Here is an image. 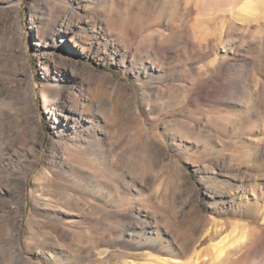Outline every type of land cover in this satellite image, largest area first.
I'll list each match as a JSON object with an SVG mask.
<instances>
[{
	"label": "rangeland",
	"instance_id": "1",
	"mask_svg": "<svg viewBox=\"0 0 264 264\" xmlns=\"http://www.w3.org/2000/svg\"><path fill=\"white\" fill-rule=\"evenodd\" d=\"M259 1L246 7L248 0H128L129 21L144 23L128 33V40L138 43L155 33L157 25L147 32L142 28L157 22L159 11L164 10L173 14L166 17L169 22L163 19L159 29L171 24L181 30V38L162 44V53L168 51L163 60L146 50L147 44L136 46L138 52L130 48L133 57L125 66L120 65L125 48L108 41L112 39L104 34L106 24L90 23L103 35L101 42L109 45L97 53L99 62L81 60L70 43L71 38L78 41L77 34L62 27L63 39L56 36L59 52L96 72L94 79L84 75L72 85L75 95L81 93L85 102L94 90L102 91L116 110L107 130L110 135L103 138L104 149L99 153L94 149L92 155L96 170H105L108 176L95 172L80 178L76 158L62 159L65 142L78 149L97 138L89 134L86 117L75 137L73 130L47 120L45 110L52 106L48 88L57 86L47 75H64L68 68L49 55L54 39L44 35L41 40L37 27L44 26L43 12L50 4L98 6L101 0H0V74L8 79L14 72L17 80L28 81L23 103L31 117L40 114L45 131L42 148L40 142L27 141L8 163L0 164L3 177L27 172L24 187L0 179V264H181L185 256L177 253L179 261L172 263L166 249L175 236L182 238L200 226L225 230L264 225V0ZM189 26L195 27L194 35H188ZM228 51L233 66L214 76L210 71L226 64ZM159 77L163 95L149 102L155 107L152 114L140 115L124 87L149 88V82ZM205 80L216 81V94L205 88L202 96L192 93L184 105L186 89H201ZM173 85L175 101L168 99ZM237 87L246 92V105L230 100ZM216 118L222 119L220 125ZM138 133L156 136L159 149L137 145ZM45 170L53 173L48 194L36 181ZM213 188L225 189L230 196L216 195ZM239 197L258 198L257 220L235 213ZM208 246L196 250L206 253Z\"/></svg>",
	"mask_w": 264,
	"mask_h": 264
},
{
	"label": "bare ground",
	"instance_id": "2",
	"mask_svg": "<svg viewBox=\"0 0 264 264\" xmlns=\"http://www.w3.org/2000/svg\"><path fill=\"white\" fill-rule=\"evenodd\" d=\"M110 1L111 0H101V4L98 6H95L94 4L88 5L78 3L77 6L73 5L72 8H65L64 5L50 4L46 6V10L43 12L44 18L42 19L45 22L44 26H40V28L39 26L37 27V36L41 40L46 38L44 35H50L54 39V47L49 51V55L52 58L58 57L59 60L63 61L65 66L68 68L65 70L64 75L55 77L51 76L50 73L47 75L51 77L52 82H54L53 84H57L55 88H48V95L51 98L50 103H52V106L45 110V112L48 114L47 120L49 122L53 121L59 124L63 130L68 128L73 130V136L75 137V135L79 136L77 131L82 126L81 120L83 117H86L90 120V126L88 127V132L90 131L89 134L94 133L93 136L97 138L96 142L86 141L81 146H79L78 149L77 145L72 146L69 144V142H65L63 151L64 156H62V159L64 161H68L76 158V166L78 169V173L76 175L80 178H82L86 173L92 175L95 174V172H100L101 175L108 176L105 170H96V167H98L96 164L97 162L92 157V155L94 153V149H96V152L98 153L102 150V148L104 149L103 138L109 137L110 135V131L107 130L113 123L116 111L110 98L106 94L102 93V91L94 90L89 100H85V102H83L81 99L82 94L80 93L75 95L74 87H72V85H76V83L78 84L84 75L91 77V79H94L96 76L95 70L88 64L83 63L81 60L86 59L99 62L97 53L101 50H105L107 46H109L101 42V40L104 39L103 35L96 30H92L94 28L93 26H90V23L95 20L97 22L100 21V24H106L107 28L104 29L105 33H103L107 39H112L108 41H112L113 44H116L120 47H122V45L124 46L125 49L122 47L123 50L120 55V65L122 66H125L124 64L127 62L128 57H133V51H131L130 48L134 47L136 49V46L141 48L147 44L148 46L146 50L152 53V55L157 59L161 58L163 60V55L167 57L168 51L165 54L162 53V44H169L172 40L176 42L177 40L179 41V38H181V30L179 28H181L183 25L178 28L179 30H176L175 28L172 29L170 26L171 24L169 25L167 23V27L165 29H159L164 26L163 19L168 15L171 16L173 13L169 14L166 12V10H158L159 15L157 22L150 23L149 25H146L142 28L146 30L145 32H147L154 29L157 25L159 26V28H157L158 30L147 37L144 36L145 38L141 41H139V39L138 43L134 42L135 40H128V33L130 31L139 30L140 27L144 25V23L141 21V19L135 20L133 22L129 21L131 7L127 3L128 0H112V3H109ZM130 1L132 2V0ZM248 1L250 3L247 2L249 4H246V7H253V3H255L256 0ZM169 2H172V0H169ZM257 2L260 1L257 0ZM152 12L154 13V11ZM240 12L242 14V11ZM238 14L240 13L238 12L237 15ZM134 16L135 15H133V17ZM239 17L241 21L242 16L239 15ZM58 19L60 20V30L57 29ZM166 20L168 19L166 18ZM62 27H67L66 29H68L71 33L77 34L78 41L75 42V39L71 38L70 43L73 44L74 51H78L77 54L81 60H75L66 54L59 52V47L56 44L58 42L56 36L60 40L63 39L61 34ZM202 29L208 31L207 27H202ZM193 30H195L194 26L188 27L187 33L189 36L191 34L194 35ZM65 32L68 33L67 30H65ZM167 32L170 34L168 35ZM188 41L189 45L193 46L190 38ZM196 43L198 42L194 43V47H196ZM172 48L173 47H170V49ZM136 50L138 52V49ZM158 52L160 55H158ZM231 52L234 54L236 51L233 50ZM230 53L229 51L224 53L226 64H221L219 68H216L217 70L210 71L214 76L216 72L222 70L224 72L228 67L233 66L231 65L230 61H228ZM255 67L256 63L253 61L252 68L255 69ZM124 73L126 72L124 71ZM17 78L18 75L14 74V72L13 74H9L8 79L0 74V137L2 142V147H0V164L5 162L8 163V161L12 159V155L17 153L19 145L22 143L25 144L28 141V143L34 145L36 142H40L42 148L45 139V131L43 130L42 126V117L40 114H37L35 117H31L29 109L23 103L26 101L23 86L28 81L23 79L17 80ZM160 78L161 77L149 82L151 87L145 89L143 85L140 84L125 85L124 92L129 96L128 100H132L134 102L135 108L140 115L145 112L152 114V110L155 109V107L150 105L149 102L153 100V97L157 95H163L161 84H158L160 82ZM215 82L216 81L205 80L204 87L201 89H186L185 99L183 100L184 105L188 104L187 101H189L190 97H193L192 93H197V95L202 96L205 92V88L208 89L211 94H216V90H214L213 87V85L217 87ZM72 91L74 93L73 95H71ZM168 91V99L175 101L178 95L174 89V85L169 87ZM139 95H141V99H139ZM71 98H73L72 101L70 100ZM230 100L233 102H239L241 105H246V92L237 87L235 93L230 95ZM36 102L37 101L34 102V108H37ZM215 121L218 125L222 123L221 118H216ZM99 123H103L104 125H98ZM101 134L104 136L101 137ZM155 137L156 136L150 137L143 133H138L135 137V141L136 144L140 145L141 147L146 144L151 150L159 149L160 145ZM59 146L61 147L62 145ZM38 157L39 156L35 158L36 162H39ZM2 174L3 173L0 171V179L19 187L26 186V171H23L16 176L12 174V176L10 175L9 177H3ZM52 176V172L45 170L43 174L36 179V181L41 185L40 190L42 193H50ZM94 183L97 185L96 189L101 190V186L98 181L95 180ZM213 191H215L216 195L230 196L228 191L225 189L221 190L219 188H213ZM239 201L240 202L238 206L233 207L236 214H248L253 220H257L259 218L258 198L250 199L249 197H239ZM87 202H89L88 205L92 210V207L94 206H92L91 201L87 200ZM226 232L227 234L223 236L221 240L215 242ZM172 239V242H170L166 248L168 253L173 257L171 259L172 263H178L179 260L176 259L175 256L177 253H180L186 258L181 264H264V257H260V254L264 256V225L251 227L249 225L243 224L241 226H235L231 229L225 228V230L223 228L217 229L210 226H200L196 227L192 232L186 234L182 238H177L175 236V238ZM205 243L209 244L206 253H198L196 250L197 247Z\"/></svg>",
	"mask_w": 264,
	"mask_h": 264
},
{
	"label": "water",
	"instance_id": "3",
	"mask_svg": "<svg viewBox=\"0 0 264 264\" xmlns=\"http://www.w3.org/2000/svg\"><path fill=\"white\" fill-rule=\"evenodd\" d=\"M36 105H37V102H36Z\"/></svg>",
	"mask_w": 264,
	"mask_h": 264
}]
</instances>
